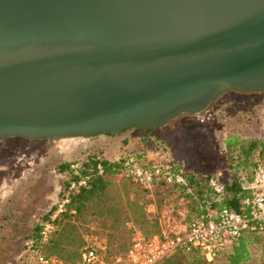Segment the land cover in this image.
Returning <instances> with one entry per match:
<instances>
[{"label": "water", "instance_id": "obj_1", "mask_svg": "<svg viewBox=\"0 0 264 264\" xmlns=\"http://www.w3.org/2000/svg\"><path fill=\"white\" fill-rule=\"evenodd\" d=\"M264 92V0H0V138L160 128Z\"/></svg>", "mask_w": 264, "mask_h": 264}, {"label": "rangeland", "instance_id": "obj_2", "mask_svg": "<svg viewBox=\"0 0 264 264\" xmlns=\"http://www.w3.org/2000/svg\"><path fill=\"white\" fill-rule=\"evenodd\" d=\"M130 130L137 129H127ZM146 136L133 146L135 153L144 152L140 162L160 164L165 169L169 165L178 166L190 173L209 174L226 184L232 172L225 147L227 137L231 136V142L236 137L243 142L264 140V94L226 93L206 112L177 117ZM101 137L100 146L106 143L116 147V140L110 142L105 140L107 136ZM151 140L164 148L162 155L153 151ZM94 141L79 137L59 141L0 138V264H25V258L20 257L27 248L24 235H31L33 226L54 206L63 189L64 176L57 167L71 158L78 161L88 152L100 150ZM141 142L145 144L143 150H139ZM262 156L257 151L253 154L251 166L245 170L249 175L254 162ZM125 180L120 174L113 178L119 186L114 195L121 200L124 210L127 198L131 203H141L143 217L135 221L138 217L134 215L132 221L109 232L93 222L82 231L92 235L87 241H95L105 249L109 244L115 250L122 245L127 247L135 237H145L146 232L154 229L172 234L189 223V199L173 189L146 190L134 183L125 194L120 187ZM124 213L120 219L126 213L129 215L127 211ZM104 220L110 224L112 218Z\"/></svg>", "mask_w": 264, "mask_h": 264}, {"label": "trees", "instance_id": "obj_3", "mask_svg": "<svg viewBox=\"0 0 264 264\" xmlns=\"http://www.w3.org/2000/svg\"><path fill=\"white\" fill-rule=\"evenodd\" d=\"M262 93L264 94V92ZM131 129L143 130L148 134L155 128ZM99 135L101 134L94 135V137ZM230 137H227L225 147L228 151V162L232 172L231 179L226 184H221L215 177L209 174H194L181 167L169 165L164 171H168L173 176H180L181 182H167L165 177H162L152 185V188L173 189L179 195H183L189 199L191 207V219L189 222L213 220L217 213L223 209L244 217L249 216V194L242 190L238 172L247 170L251 166V159L256 151L259 156H262L261 154L264 152V140L243 142L236 137L231 142ZM148 139L151 138L148 137ZM153 144L151 143L153 151H159L157 152V156L162 155L164 148L158 146L156 142H153ZM142 148L143 146L139 150H143ZM143 154L144 152L142 151L138 153L128 151L118 161L103 159L97 152H88V154L83 156L81 174L88 177L87 186L70 195L69 205L58 221L57 230L44 248L45 256L54 257L63 264H76L80 248L85 241L92 237L91 234H83L82 231L87 230V227L93 222H98L100 228L109 232L110 230H118L119 227L132 221L134 215L138 217L134 219L135 221L143 217V206L139 202L131 203L127 198L126 209L124 210L121 207V200H118L114 195L115 192H118L119 186L113 181V178L117 174H120L124 163L129 158L139 161L143 158ZM68 167L69 163L60 164L57 167L58 172L64 176L63 189L69 183V177L71 178ZM98 168L101 169V172H99ZM212 181L221 186L222 193L220 195L214 192L211 185ZM133 183L128 179L122 182L120 184V187H123L122 193L126 191L125 194H127ZM61 195L62 192H60ZM53 207L43 216L42 220L48 217ZM125 211L129 212V215L126 213V216L120 219L125 214ZM105 218H112L110 224L105 223ZM38 228L39 223L33 226L30 240L37 239ZM159 233L158 230L154 229L146 232L145 238ZM133 240L127 247L122 245L115 247V250H111L108 244L105 249L106 259L109 261L111 257L124 254ZM159 264H264V233L260 232L257 226L250 222L246 225V230L239 237L228 241L224 249L216 255L212 262H206L198 250L188 253L183 250H177Z\"/></svg>", "mask_w": 264, "mask_h": 264}, {"label": "built area", "instance_id": "obj_4", "mask_svg": "<svg viewBox=\"0 0 264 264\" xmlns=\"http://www.w3.org/2000/svg\"><path fill=\"white\" fill-rule=\"evenodd\" d=\"M82 160L83 157L70 163L69 183L62 189V195L48 217L40 221L37 239L26 242L28 251L24 257L25 264H63L54 257L45 256L44 248L57 230L58 221L69 205L70 195L87 186L88 177L81 174ZM164 170L160 164L150 165L129 158L120 176L146 190H150L153 183L162 177L167 182H181L180 176H173ZM238 177L242 190L249 194L248 217L223 209L213 220L191 221L172 234L161 232L149 238L137 236L124 254L111 257L109 261L104 246L95 241H86L79 250L77 264H159L177 250L186 253L198 250L206 262H212L229 240L239 237L246 230L248 223H254L264 233V156L254 162L250 175L241 170ZM211 185L216 194L222 193L221 186L215 181Z\"/></svg>", "mask_w": 264, "mask_h": 264}, {"label": "crops", "instance_id": "obj_5", "mask_svg": "<svg viewBox=\"0 0 264 264\" xmlns=\"http://www.w3.org/2000/svg\"><path fill=\"white\" fill-rule=\"evenodd\" d=\"M254 94H263V93H254ZM141 132V133H139ZM119 134H122L119 135ZM147 132L146 131H143V130H130V131H125V132H120L118 134H115V135H99V136H93V137H88V139H96V141H94V145L95 147L99 148L100 150L97 151L98 154L101 155V157L103 159H106V160H109V161H118L120 160L121 158L124 157V155L128 152V151H136V149L133 147V146H136L138 143H137V140L139 139H144V136H146ZM101 136H107V137H104L105 140H110V142H112L113 140H116L117 144H116V147L113 148V145L112 144H104V146H100V144L98 143V140L100 138H103ZM81 138V137H79ZM147 138V136H146ZM106 142V141H105ZM145 145L144 142H141V146ZM95 148V149H96ZM134 148V149H133ZM74 160L76 159H70L68 162H63V164L65 163H72ZM30 235L26 234L24 235L23 237V241L27 242V240L29 239ZM25 242V243H26ZM24 245V243H23ZM27 248L23 251V253H21L20 257H25L26 253H27Z\"/></svg>", "mask_w": 264, "mask_h": 264}, {"label": "flooded vegetation", "instance_id": "obj_6", "mask_svg": "<svg viewBox=\"0 0 264 264\" xmlns=\"http://www.w3.org/2000/svg\"><path fill=\"white\" fill-rule=\"evenodd\" d=\"M226 93H234V94H251V93H254V92H238V91H235V90H230V91H227ZM225 93V94H226ZM262 93V92H261ZM224 95V94H223ZM221 97V96H220ZM219 97V98H220ZM215 102V101H214ZM213 102V103H214ZM206 112V111H205ZM204 113V112H203ZM202 114V113H201ZM47 140V139H46ZM47 141H52V140H47Z\"/></svg>", "mask_w": 264, "mask_h": 264}]
</instances>
